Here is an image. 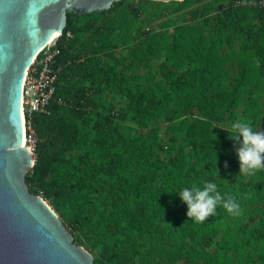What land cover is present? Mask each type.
Masks as SVG:
<instances>
[{
  "label": "trees",
  "instance_id": "1",
  "mask_svg": "<svg viewBox=\"0 0 264 264\" xmlns=\"http://www.w3.org/2000/svg\"><path fill=\"white\" fill-rule=\"evenodd\" d=\"M146 2L65 13L47 112L32 116L27 189L92 264H264V171L239 175L235 142L218 126L264 131V9L181 0L162 19ZM151 12L160 21L143 26ZM203 180L243 214L218 206L203 223L188 219L177 192Z\"/></svg>",
  "mask_w": 264,
  "mask_h": 264
},
{
  "label": "water",
  "instance_id": "2",
  "mask_svg": "<svg viewBox=\"0 0 264 264\" xmlns=\"http://www.w3.org/2000/svg\"><path fill=\"white\" fill-rule=\"evenodd\" d=\"M116 1L0 0V264H92L46 201L27 189L33 155L22 146L21 87L33 56L60 40L66 12H101Z\"/></svg>",
  "mask_w": 264,
  "mask_h": 264
},
{
  "label": "clouds",
  "instance_id": "3",
  "mask_svg": "<svg viewBox=\"0 0 264 264\" xmlns=\"http://www.w3.org/2000/svg\"><path fill=\"white\" fill-rule=\"evenodd\" d=\"M219 128L225 129L229 133V138L235 142L239 175L252 177L264 171V131L254 130L249 123L241 120L233 122L230 128ZM224 166L227 168V161ZM177 193L182 203L187 205L188 219L195 223H203L209 217L215 216L218 206H222L233 217L243 214L241 205L235 198L231 196L225 198L218 190L217 184L208 180L185 187Z\"/></svg>",
  "mask_w": 264,
  "mask_h": 264
},
{
  "label": "built area",
  "instance_id": "4",
  "mask_svg": "<svg viewBox=\"0 0 264 264\" xmlns=\"http://www.w3.org/2000/svg\"><path fill=\"white\" fill-rule=\"evenodd\" d=\"M238 3V0H236ZM264 9V0H258ZM70 36L68 32L65 33ZM59 53L55 45L40 49L26 68L21 87L20 111L22 117L23 141L31 152L36 138L32 129V116L35 113H46L57 76L55 56ZM41 196L40 194H38Z\"/></svg>",
  "mask_w": 264,
  "mask_h": 264
},
{
  "label": "rangeland",
  "instance_id": "5",
  "mask_svg": "<svg viewBox=\"0 0 264 264\" xmlns=\"http://www.w3.org/2000/svg\"><path fill=\"white\" fill-rule=\"evenodd\" d=\"M151 1H152V3L146 2L144 4L143 8L145 10H151L152 8L155 9V10H163L162 13H164L165 15L162 17V19H164V18H170L174 14L181 13L183 11V8H180L179 10L176 9L177 6L180 4L179 1H176V0H170V1L151 0ZM211 1L213 2V6H218V5L226 4V0H211ZM151 13L152 14H149L148 16H144V15L141 16L140 19H141V23L143 24V26H146L147 27L149 25H152L154 23H158L160 21V18H158L157 15L154 12H151ZM142 18L145 19V21H143ZM231 124H232V122L229 121V119H226L225 121H222L220 123V125L214 124V126L217 127V125H218L220 127L230 128ZM161 137L167 138V135L161 134ZM75 238H76V240H74V243L75 244L82 246L87 251L89 250V248L85 244V242H79L80 240L78 238V235H76ZM132 264H136V263L133 262Z\"/></svg>",
  "mask_w": 264,
  "mask_h": 264
},
{
  "label": "bare ground",
  "instance_id": "6",
  "mask_svg": "<svg viewBox=\"0 0 264 264\" xmlns=\"http://www.w3.org/2000/svg\"><path fill=\"white\" fill-rule=\"evenodd\" d=\"M21 139H22V146H24V141H23V129H22V137H21Z\"/></svg>",
  "mask_w": 264,
  "mask_h": 264
}]
</instances>
